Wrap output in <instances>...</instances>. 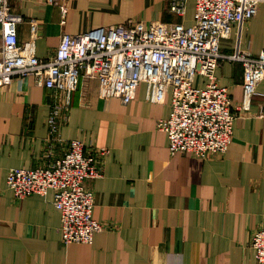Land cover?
<instances>
[{"label": "crops", "instance_id": "1", "mask_svg": "<svg viewBox=\"0 0 264 264\" xmlns=\"http://www.w3.org/2000/svg\"><path fill=\"white\" fill-rule=\"evenodd\" d=\"M9 2L24 19L17 27L19 43L33 44L42 59L55 54L63 34L129 22L190 25L195 6L185 0L179 15L165 0ZM61 7L67 10L64 23ZM31 20L38 24L33 38ZM236 47L253 55L264 50V4L221 42L224 54ZM242 73L241 64L230 61L215 70L230 90L236 119L226 152L206 159L169 154L167 135L156 128L169 115V91L155 104L140 83L134 99L122 104L117 97L102 98L98 80L82 77L53 139L52 90L32 77L0 86V264H256L250 243L264 230V79L240 108ZM71 140L92 153L108 150L100 176L85 183L94 196L93 218L102 224L90 245L62 242L51 191L18 199L6 185L10 170L51 164Z\"/></svg>", "mask_w": 264, "mask_h": 264}, {"label": "built area", "instance_id": "2", "mask_svg": "<svg viewBox=\"0 0 264 264\" xmlns=\"http://www.w3.org/2000/svg\"><path fill=\"white\" fill-rule=\"evenodd\" d=\"M165 1L171 12L184 14L185 0ZM261 4L264 0H195L190 25L129 22L66 33L55 54L42 59L34 54L33 44L19 43L17 27L24 19L12 12L9 0H0V86L14 78L32 77L52 90L48 129L56 139L80 78L98 80L100 96L117 97L122 104L133 100L139 84L146 83L152 103L164 102L167 91L171 94L169 115L156 124L167 135L170 155L203 159L222 155L232 141L236 113L230 90L218 82L215 70L223 61L241 64L240 108L246 107L264 79V50L253 55L236 47L224 54L221 42L229 38L234 25L241 28L252 19ZM61 11L64 23L67 10L61 7ZM37 30V22L31 20V38ZM107 152L100 148L92 153L82 142L71 140L64 155L51 164L10 170L6 185L18 199L44 196L52 190L62 242L90 245L102 224L93 218L94 196L85 183L100 176L101 159ZM250 245L256 264H264V230L253 234Z\"/></svg>", "mask_w": 264, "mask_h": 264}, {"label": "rangeland", "instance_id": "3", "mask_svg": "<svg viewBox=\"0 0 264 264\" xmlns=\"http://www.w3.org/2000/svg\"><path fill=\"white\" fill-rule=\"evenodd\" d=\"M49 191H51L52 193H53V191L52 190H49ZM47 194V193H46ZM61 226V225H60Z\"/></svg>", "mask_w": 264, "mask_h": 264}]
</instances>
